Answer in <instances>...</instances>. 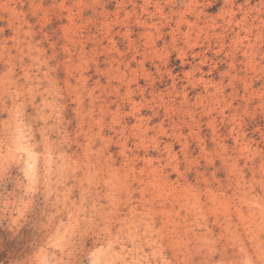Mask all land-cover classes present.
<instances>
[{"label": "rangeland", "instance_id": "374dc122", "mask_svg": "<svg viewBox=\"0 0 264 264\" xmlns=\"http://www.w3.org/2000/svg\"><path fill=\"white\" fill-rule=\"evenodd\" d=\"M0 264H264V0H0Z\"/></svg>", "mask_w": 264, "mask_h": 264}, {"label": "trees", "instance_id": "16d2710c", "mask_svg": "<svg viewBox=\"0 0 264 264\" xmlns=\"http://www.w3.org/2000/svg\"><path fill=\"white\" fill-rule=\"evenodd\" d=\"M2 261V258L0 259V262Z\"/></svg>", "mask_w": 264, "mask_h": 264}]
</instances>
